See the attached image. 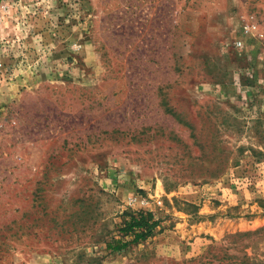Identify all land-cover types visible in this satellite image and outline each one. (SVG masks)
<instances>
[{
  "label": "rangeland",
  "instance_id": "1",
  "mask_svg": "<svg viewBox=\"0 0 264 264\" xmlns=\"http://www.w3.org/2000/svg\"><path fill=\"white\" fill-rule=\"evenodd\" d=\"M248 15L264 0H0V264H264ZM139 211L155 234L109 252Z\"/></svg>",
  "mask_w": 264,
  "mask_h": 264
},
{
  "label": "trees",
  "instance_id": "2",
  "mask_svg": "<svg viewBox=\"0 0 264 264\" xmlns=\"http://www.w3.org/2000/svg\"><path fill=\"white\" fill-rule=\"evenodd\" d=\"M159 225L160 221L155 220L152 213L139 211L136 214H128L127 220L118 229L120 236H115L107 242L106 248L114 253L130 245L139 244L153 236ZM125 236H130L131 239L124 240Z\"/></svg>",
  "mask_w": 264,
  "mask_h": 264
},
{
  "label": "built area",
  "instance_id": "3",
  "mask_svg": "<svg viewBox=\"0 0 264 264\" xmlns=\"http://www.w3.org/2000/svg\"><path fill=\"white\" fill-rule=\"evenodd\" d=\"M261 41L264 46V29L257 23L252 15L246 17L245 22L240 27V32L235 37L232 46L237 49H248V43ZM264 48V47H263Z\"/></svg>",
  "mask_w": 264,
  "mask_h": 264
}]
</instances>
